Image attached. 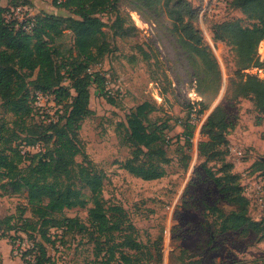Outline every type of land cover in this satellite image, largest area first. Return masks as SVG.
I'll list each match as a JSON object with an SVG mask.
<instances>
[{
  "label": "rangeland",
  "instance_id": "1",
  "mask_svg": "<svg viewBox=\"0 0 264 264\" xmlns=\"http://www.w3.org/2000/svg\"><path fill=\"white\" fill-rule=\"evenodd\" d=\"M167 1L119 0L122 21L118 25H115V11L98 15L105 24L109 52L93 70L106 76L107 89H103L101 82L90 87L92 114L81 123L79 131L82 154L76 157V164L69 167L70 175L63 181L89 195L81 184L79 167H92L101 173L105 178L106 208L110 211L115 206L123 207L135 228L133 239L153 253L159 247L164 252L165 264H264L261 236L264 232L247 229L220 232L223 216L227 217L236 208L226 201V195L210 177L212 173L224 177L222 168L231 165L228 172L236 176L237 185L249 203V218L264 228V202H255L256 187H262L264 196V163L261 162L264 112L258 109L252 96L240 95L239 84L245 81V70L240 71L239 40L218 42L211 33L217 24L238 22L243 27H253L257 21L235 7L233 0H185L197 15L184 17V28L177 31ZM0 6L10 12L14 9L10 22L38 14L77 18L54 0H0ZM190 25L195 31L200 30L201 45ZM56 45L59 49L56 66L65 72V66L74 62L73 34L66 31ZM197 45L202 55L194 51ZM261 53L264 55V51ZM22 73L25 92H33L39 86L37 73ZM193 90L202 97L204 123L216 113V121L225 120L230 128L227 145L218 148L220 153L213 158L199 155V145L207 139L206 135H197L196 145L187 143L185 130L191 107L189 95ZM146 101L156 106L148 126L163 137L166 154L163 163L166 175L154 182L138 179L124 167L135 151L126 142L128 116ZM37 103L36 121L52 117L57 111L50 96ZM42 130L28 117L14 116L0 100V154L13 158L15 166L18 158L13 143V148L21 144L19 148L24 153L34 154L38 151L25 139L37 138ZM196 133L194 127L193 136ZM236 148L242 150V156L236 155ZM30 162L24 160L20 167L25 168ZM12 174H18L16 168ZM8 182L4 179L0 183V264H25L23 255L32 244L26 234H20L23 241L13 239L16 234L10 230L22 217L32 223L38 219L33 217L28 192L24 189L19 194L12 193ZM88 215L87 209L66 210L58 222L75 219L81 225L52 228L51 242L31 231L44 243L51 264H108L111 248L116 252V260L111 264L120 263L119 252L132 254L128 248L121 247L130 236L125 233L102 237L99 245L95 243L92 237L95 230L88 222ZM27 264H35V259L28 256Z\"/></svg>",
  "mask_w": 264,
  "mask_h": 264
},
{
  "label": "trees",
  "instance_id": "2",
  "mask_svg": "<svg viewBox=\"0 0 264 264\" xmlns=\"http://www.w3.org/2000/svg\"><path fill=\"white\" fill-rule=\"evenodd\" d=\"M118 1L65 0L58 3V0H55L57 6L72 11L77 18L38 14L28 20L35 22L32 33H27L22 26H18V22H7L6 14L9 10L0 6V100L5 109L14 116L28 117L43 129L37 138L25 139L34 147L38 145L42 147L38 153H24L19 148L21 144L13 148L15 142L13 143L12 149L18 158L16 166L13 158L4 153L0 154V183L8 179L12 193L16 194L25 189L28 192L29 204L33 208V217L38 219V222L32 223L30 219L22 217L17 222L19 224L10 230L16 234L13 239L23 241L20 234H26L32 244L23 255L25 264L28 256L35 259V264L52 263L44 243L39 242L31 233L40 234L43 240L51 242L49 233L52 228L70 229L74 225H81L75 219H67L63 224L58 222V217L66 210L77 208L88 210V222L96 235L93 234L92 237L98 245L102 237H111L116 233L130 235L124 239L121 247L128 248L132 254L119 252V264L164 263V252L162 253L159 247H155L153 253L150 248L133 239L131 234L135 233V228L130 224L128 213L123 207L115 206L110 211L106 208L103 198L105 178L101 173L92 167H79L81 184L89 195L63 181V178L70 175L69 167L76 164V157L82 154L78 143L79 131L81 123L92 114L90 87L101 82L103 89H107L106 76L93 70L109 52L104 32L105 24L98 15L113 10L117 13L115 25L121 23ZM232 4L257 23L253 27H243L238 22L217 24L211 32L214 39L218 42L239 40L240 71L264 65L257 57L259 46L264 41V0H233ZM166 6L177 31L184 28V17L194 18L197 15L185 0H168ZM189 28L198 36L197 43L201 45L203 36L200 30L195 31L192 25ZM66 31H70L74 36L75 55L72 57L74 62L65 66V72H60L55 62L59 56L56 43ZM198 45L193 47L194 51L202 55ZM22 72L30 75L37 73L39 86L33 90L34 93L25 92L26 82ZM243 80L239 84L240 95L252 96L258 109L264 112V80L250 76H245V81ZM38 92L53 97L57 108L56 120L49 123L45 120L36 121L38 112L35 103ZM110 97L109 95L108 98ZM155 110L156 106L146 101L130 113L127 122L126 142L135 151L124 167L131 175L148 182L160 180L166 175L163 168L166 156L163 148L164 139L157 130L148 126L149 117ZM204 111L202 108L201 113ZM216 120L217 115L214 113L203 128V134L207 139L199 145V155L204 158L208 155L213 158L216 153H220L217 149L228 143L226 135L229 126L225 120ZM187 125L185 135L190 145L194 127L189 124V116ZM140 157L146 160L140 161ZM24 160L31 162L25 168H21ZM15 168L18 174H12ZM230 170L232 166L226 164L222 168L225 172L224 177L210 174L216 186L223 195H226V201L236 208V211H232L227 217L223 216L225 220L219 227L220 232L241 229L264 232V228H260L261 223L249 218V203L237 185L236 176L228 172ZM2 188L6 190L3 185ZM89 205L92 207L88 208ZM261 236L264 240V235ZM109 253L108 264H111L116 260V252L111 248Z\"/></svg>",
  "mask_w": 264,
  "mask_h": 264
},
{
  "label": "built area",
  "instance_id": "3",
  "mask_svg": "<svg viewBox=\"0 0 264 264\" xmlns=\"http://www.w3.org/2000/svg\"><path fill=\"white\" fill-rule=\"evenodd\" d=\"M63 1H65V0H58V3H62ZM12 13H14V9L11 10V12L10 11L7 12V14H6L7 22H10V20L12 19V17H13ZM29 19H26L24 21L19 20V21H15V22H18V26H22V28L27 33H32L34 25H35V22H34V20L28 21ZM12 22H14V21H12ZM25 22H28V24H25ZM135 23H136V21H135ZM262 51H264V41H262V43L259 46L258 56H257L259 62L264 64V55L261 53ZM245 76L246 77H249V76L250 77H255V78L259 79V80H264V65H257V66L250 67L249 69L245 70ZM48 96L49 95H45V94H42V93L38 92L36 94V103H35V105L36 106L38 105L37 101L40 102L41 100L48 98ZM189 96H190V99H191V107H192L191 111H190V114H189V124L192 125L193 127H196V130H197L196 135L192 136V138L190 139V142L192 144L196 145L197 135L200 136V137H202V136L204 137L203 128H204V125H205V123H204L205 115H204V113H201V110H202V106H201L202 97L196 92V90H193L190 93ZM50 97L52 98V102L54 103L53 97L52 96H50ZM48 118H51V119H48ZM44 120L47 123L51 122L52 120H56L55 114H54V116L47 117ZM33 148L36 149L38 152H40L41 149H42V147L40 145H38L36 147H33ZM38 152H36V153H38ZM234 152L236 153L237 156H242L243 155V152H242V150L240 148H236L234 150ZM261 189H262L261 186L256 187L255 202H259V203L263 204L264 196L262 194V190ZM163 264H165V263H163Z\"/></svg>",
  "mask_w": 264,
  "mask_h": 264
},
{
  "label": "water",
  "instance_id": "4",
  "mask_svg": "<svg viewBox=\"0 0 264 264\" xmlns=\"http://www.w3.org/2000/svg\"><path fill=\"white\" fill-rule=\"evenodd\" d=\"M261 162H263V163H264V158H261Z\"/></svg>",
  "mask_w": 264,
  "mask_h": 264
},
{
  "label": "bare ground",
  "instance_id": "5",
  "mask_svg": "<svg viewBox=\"0 0 264 264\" xmlns=\"http://www.w3.org/2000/svg\"><path fill=\"white\" fill-rule=\"evenodd\" d=\"M142 23V22H141Z\"/></svg>",
  "mask_w": 264,
  "mask_h": 264
}]
</instances>
